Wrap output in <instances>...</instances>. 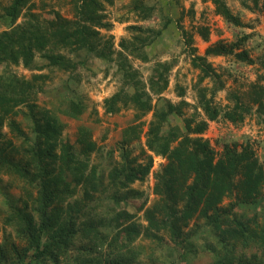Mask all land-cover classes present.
<instances>
[{"label":"trees","instance_id":"16d2710c","mask_svg":"<svg viewBox=\"0 0 264 264\" xmlns=\"http://www.w3.org/2000/svg\"><path fill=\"white\" fill-rule=\"evenodd\" d=\"M30 1L10 0L0 5V19L7 25L0 32V67L7 70L20 63L33 67L37 54H41L50 66L74 72L78 62L56 53L54 47L65 46L74 52L86 49L113 63L120 76L119 89L104 99L105 113L132 109L136 122L124 129L120 158L112 161L106 173L90 163L91 154L98 151L90 132L81 131L77 150L63 139L64 125L59 118L39 106L38 80L45 81L48 74H33L31 79L11 71L1 74L0 126L8 120L22 145L18 149L13 141L0 143V174L16 175L25 184L21 205L5 192V222L25 244L18 248L12 241L11 249L5 242L0 244V264H176L178 260L172 257L192 261L199 249L213 256L212 264H264V210L257 211L259 207L264 209V164L249 141L223 142L218 154L203 136L209 122L220 117L238 125L253 111L264 114V74L247 90L229 92L230 103L222 106L216 97L225 88L223 75L209 60L210 56H233L242 63H257L247 47L252 34L231 42L218 40L199 54L193 45L194 35L179 23L185 44L190 47L191 63L199 70L194 85L197 106L188 115L186 108L192 104L186 99L183 85L175 84L180 101L165 96L171 84L172 60L153 62L146 80L133 61H152L148 47L172 18L162 20L158 29L127 25L131 35L121 38L117 50L114 36L105 37L101 32L113 28L104 13L103 0H71L73 18L55 12V18L43 24L30 12L27 21L17 23ZM260 1L264 13V0L241 3L256 9ZM213 3L216 13L227 23L246 25L227 0ZM132 5L143 20L150 19L156 10L145 0H133ZM198 32L209 40V27L198 28ZM260 62L264 68V58ZM207 79L213 85H205ZM22 105L28 109L25 115L33 135L13 118L22 112ZM67 105L74 117L87 108L83 100L75 98ZM149 113L145 147L133 155L130 145L133 140H141L144 117ZM173 115L183 119L184 128L171 123ZM154 156H161L166 163L154 175L156 198L147 206L143 190L133 184L148 179ZM2 182L0 176V187ZM80 190L83 193L78 197ZM101 195L110 197V206L100 202ZM226 197L231 198L230 202L223 205ZM129 206H136V210L130 211ZM239 206L254 211L249 213ZM142 210L146 223L138 216ZM194 219L205 220L206 233L192 228ZM200 235H204L203 243L197 238Z\"/></svg>","mask_w":264,"mask_h":264},{"label":"rangeland","instance_id":"374dc122","mask_svg":"<svg viewBox=\"0 0 264 264\" xmlns=\"http://www.w3.org/2000/svg\"><path fill=\"white\" fill-rule=\"evenodd\" d=\"M105 4L104 13L107 20L113 23L112 30L101 29L105 37L114 36L115 48L120 49L119 41L123 37H130L131 33L127 30L129 24H139L142 26H152L160 28L162 20L166 17L172 18L170 25L164 32L157 37L154 43L148 47L151 53L152 61L149 63L134 59L135 67L140 70L143 79H147L150 74V68L156 60H172L174 67L171 72L170 88L165 92L167 98H171L174 102L180 101V97L176 93L175 84L179 82L186 88V99L192 104L186 108L188 115L192 114L197 106L195 83L198 79L199 70L194 68L191 59L190 47L186 46L184 35L181 32V25L191 32L194 36L193 45L197 47L199 54H204L206 48L218 41L224 40L231 42L236 40L243 34H252L251 39L247 43L251 56L255 58L257 63H242L233 56H210L209 60L219 72L222 73L225 88L218 92L217 102L222 106L230 103L228 93L236 91H245L250 85L257 81L264 74V68L261 67V59L264 58V13L261 6L256 9H250L242 5L241 0H227L228 5L234 13L239 14L246 25L240 27L227 23L223 16L215 11L213 0H145L147 4L154 5L156 10L154 15L143 20L133 10V0H113V3ZM10 0H0V5L9 4ZM30 12L34 13L36 19L45 23L55 18V12H60L65 18L74 17V9L71 0H31L22 16L19 17L17 23L25 22L30 17ZM27 13V14H25ZM207 26L210 28L209 40H204L198 32V28ZM7 28L4 19H0V32ZM56 53H63L78 62L76 71L70 72L60 68L50 66L47 59L37 54L33 67H25L23 63L19 65H11L5 70L0 67L1 74L7 75L9 71L25 79H31L33 74H48L45 81H39L41 89L38 93V104L42 108H48L59 118L64 125L63 139L69 140L75 145L76 149H80L78 139L81 137V131H89L91 138L96 142L98 151L91 154V164H96L99 169H103L106 173L111 168L112 161L120 158V141L124 129L134 124V111L132 109L123 110L117 114H107L103 108L104 99L111 96L121 85L120 76L116 74V67L113 63L106 59L96 56L94 53L81 49L76 52L69 47H54ZM205 85H213L210 79L205 80ZM72 98L83 100L87 105L86 110L79 116H71L67 111L68 101ZM22 112H19L13 118L18 122L19 126L28 134L33 135L30 121L27 119L25 112L27 107L21 106ZM200 111V110H199ZM24 113V114H23ZM28 114V113H27ZM151 113L144 117L146 125L142 132L139 142L133 140L130 145L133 147V155H138L143 147H145V132L148 128V122L151 119ZM204 115H199L201 118ZM172 124H178L184 128L182 118L173 115L171 117ZM208 138L212 145L219 152L223 142L246 143L249 141L256 150L257 156L262 164H264V114L253 111L247 116L241 124H233L223 117L217 121H210L209 127L203 134ZM13 141L16 148L21 149L22 140L15 131L11 129L10 123L6 120L0 126V143ZM166 160L161 156H154V166L148 179L143 183H135L133 187L143 190L144 197H147V206L151 205L156 195L153 192L155 185V173L162 168ZM3 179L0 187V244L3 242L11 249L12 243H16L18 248L24 246V241L18 239L16 231L5 222L7 212L4 208L7 204L4 202L5 192L7 191L13 198L15 204L21 205L22 198H25L23 190L25 184L22 180L13 174L1 173ZM83 191L78 192V197L82 196ZM99 198V197H98ZM229 197L223 201V205L230 202ZM100 202L105 206L111 205L110 197L101 195ZM137 202V201H136ZM139 202V201H138ZM94 204V203H93ZM249 213L254 210L250 207H242ZM132 212L136 210V206H129ZM99 211V209H96ZM264 209L257 208L259 213ZM144 211H139L138 216L143 223ZM192 228H199L200 232H205V220L194 219L191 222ZM206 233V232H205ZM200 243L204 241V235L197 237ZM13 241V242H12ZM177 259L176 264H212L213 256L199 249L195 259L190 261L185 258L172 257L171 260Z\"/></svg>","mask_w":264,"mask_h":264}]
</instances>
